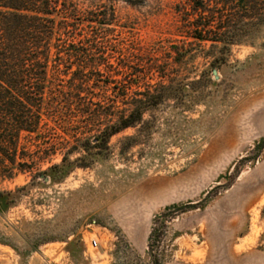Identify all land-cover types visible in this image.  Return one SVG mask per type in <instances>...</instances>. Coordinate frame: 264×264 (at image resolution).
Wrapping results in <instances>:
<instances>
[{
	"label": "rangeland",
	"instance_id": "1",
	"mask_svg": "<svg viewBox=\"0 0 264 264\" xmlns=\"http://www.w3.org/2000/svg\"><path fill=\"white\" fill-rule=\"evenodd\" d=\"M75 2L115 9L119 43L162 47L181 38L178 0ZM252 40L234 45L213 76L222 81L204 86L212 92L204 104L159 107L157 125L125 158L120 140L134 128L112 137L104 161L61 180L19 173L1 181L15 203L0 207V264H264V26ZM195 65L203 69V59ZM134 78L124 73L125 82Z\"/></svg>",
	"mask_w": 264,
	"mask_h": 264
},
{
	"label": "trees",
	"instance_id": "2",
	"mask_svg": "<svg viewBox=\"0 0 264 264\" xmlns=\"http://www.w3.org/2000/svg\"><path fill=\"white\" fill-rule=\"evenodd\" d=\"M108 10L115 11L84 9L75 0H0V182L19 173L58 181L91 168L111 154L113 136L134 128L120 140L125 158L151 134L163 104L177 100L182 111L204 104L212 94L204 86L222 81L214 71L264 26V0H178L181 38L144 47L114 40ZM126 71L133 81L125 82ZM103 72L109 80L99 78ZM57 154L62 160L53 163ZM12 193L0 190V207L15 203L5 197Z\"/></svg>",
	"mask_w": 264,
	"mask_h": 264
},
{
	"label": "water",
	"instance_id": "3",
	"mask_svg": "<svg viewBox=\"0 0 264 264\" xmlns=\"http://www.w3.org/2000/svg\"><path fill=\"white\" fill-rule=\"evenodd\" d=\"M214 74H215L216 76H218V74H217V71H216V70L214 71ZM47 179H48V178H47Z\"/></svg>",
	"mask_w": 264,
	"mask_h": 264
}]
</instances>
